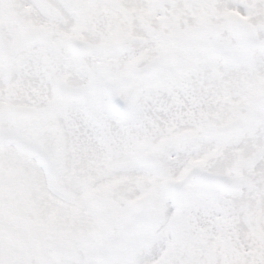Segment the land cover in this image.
<instances>
[{
    "label": "snow or ice",
    "instance_id": "1",
    "mask_svg": "<svg viewBox=\"0 0 264 264\" xmlns=\"http://www.w3.org/2000/svg\"><path fill=\"white\" fill-rule=\"evenodd\" d=\"M0 264H264V0H0Z\"/></svg>",
    "mask_w": 264,
    "mask_h": 264
}]
</instances>
